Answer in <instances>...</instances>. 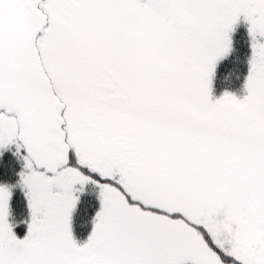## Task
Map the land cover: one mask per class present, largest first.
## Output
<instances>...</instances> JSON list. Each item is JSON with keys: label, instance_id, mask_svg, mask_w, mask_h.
<instances>
[{"label": "snow or ice", "instance_id": "obj_1", "mask_svg": "<svg viewBox=\"0 0 264 264\" xmlns=\"http://www.w3.org/2000/svg\"><path fill=\"white\" fill-rule=\"evenodd\" d=\"M0 264H264V0H0Z\"/></svg>", "mask_w": 264, "mask_h": 264}, {"label": "trees", "instance_id": "obj_2", "mask_svg": "<svg viewBox=\"0 0 264 264\" xmlns=\"http://www.w3.org/2000/svg\"><path fill=\"white\" fill-rule=\"evenodd\" d=\"M87 229L86 228H81L80 229V232H81V235H84L86 233Z\"/></svg>", "mask_w": 264, "mask_h": 264}]
</instances>
